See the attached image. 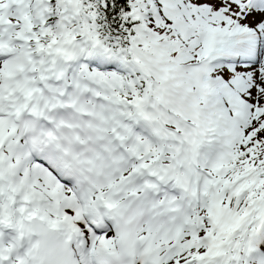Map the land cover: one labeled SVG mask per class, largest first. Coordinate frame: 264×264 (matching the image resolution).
Wrapping results in <instances>:
<instances>
[{
	"label": "snow or ice",
	"instance_id": "6c2138e0",
	"mask_svg": "<svg viewBox=\"0 0 264 264\" xmlns=\"http://www.w3.org/2000/svg\"><path fill=\"white\" fill-rule=\"evenodd\" d=\"M0 264H264V0H0Z\"/></svg>",
	"mask_w": 264,
	"mask_h": 264
}]
</instances>
